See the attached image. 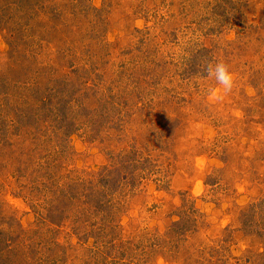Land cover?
I'll use <instances>...</instances> for the list:
<instances>
[{"label":"rangeland","instance_id":"374dc122","mask_svg":"<svg viewBox=\"0 0 264 264\" xmlns=\"http://www.w3.org/2000/svg\"><path fill=\"white\" fill-rule=\"evenodd\" d=\"M210 61L235 74L218 101ZM6 245L264 264V0H0Z\"/></svg>","mask_w":264,"mask_h":264},{"label":"clouds","instance_id":"9594fccd","mask_svg":"<svg viewBox=\"0 0 264 264\" xmlns=\"http://www.w3.org/2000/svg\"><path fill=\"white\" fill-rule=\"evenodd\" d=\"M205 73L209 78L216 81V87L209 89V99L218 101L232 91L235 83V74L229 65L223 61L208 62Z\"/></svg>","mask_w":264,"mask_h":264},{"label":"trees","instance_id":"16d2710c","mask_svg":"<svg viewBox=\"0 0 264 264\" xmlns=\"http://www.w3.org/2000/svg\"><path fill=\"white\" fill-rule=\"evenodd\" d=\"M105 177L108 178L109 175H105ZM106 183L107 182L105 180L103 184L106 185ZM106 187H109V186L106 185ZM102 208H104V203H101L100 202L98 206L96 205V210L102 209ZM12 248L13 247L10 248V246H7V245H6V247L1 248V250H0V264H10V262L7 259H10L11 256H14L15 258L19 256L18 255V252H16V250H13ZM4 249H6V250H4ZM26 256H27V254H25L24 255V258L22 257V260H21V262L24 263V264H28V260L26 259ZM4 258H7V259H4ZM47 260H48V258H44L43 260H41L40 258H38V259H33L32 258L30 260V263L29 264H46L45 262Z\"/></svg>","mask_w":264,"mask_h":264}]
</instances>
